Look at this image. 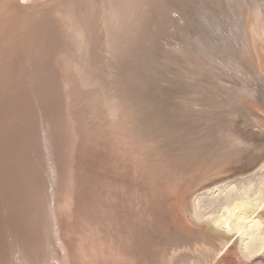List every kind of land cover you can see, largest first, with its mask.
I'll list each match as a JSON object with an SVG mask.
<instances>
[{"label": "rangeland", "instance_id": "rangeland-1", "mask_svg": "<svg viewBox=\"0 0 264 264\" xmlns=\"http://www.w3.org/2000/svg\"><path fill=\"white\" fill-rule=\"evenodd\" d=\"M65 1L66 0H51L42 5H39L42 1L38 2V4L37 2L35 4L33 3V5L28 4V7L26 6L28 9L24 10L21 14L20 20H23V23L27 24V26L30 24L29 27L32 28L38 24L41 18H45L52 8L64 4ZM150 1L153 3V6L150 4ZM254 1L257 2L259 6L264 5V0L261 2L253 0V2ZM22 2L25 3V1L17 0V4H22ZM128 2L134 4L127 7ZM154 2L155 0H101L95 12L90 16H86L80 27L78 26L68 36H56L53 37V39L43 36L40 37L33 31H11L7 30V28L0 30V215H5V208H7L12 201L16 206H20L19 208L26 213V216L29 215V217H32L39 228L42 229L40 234H43L40 235V238H44L40 239V245L38 244L36 251L38 250L39 252L43 249L45 255L43 254L42 261H38V264H57V259L54 254L56 253L55 255H59V252L57 254V251L61 250L59 248H63V245H65L64 243L70 242L73 239L74 243L81 246L82 242L85 241V231L90 229H102V231L103 229L115 230L117 226L115 223L113 224L112 217H110L112 215V213H110V205L115 197L118 195L121 197V192H123L122 189L129 187L140 189L141 191V194L139 192H134L133 194L127 192L124 197H121L123 201H120L122 204L121 209L126 207L127 211H131L132 213H134L135 210L139 212L135 217L136 225L133 229V238L131 241V264H171L170 259H172L176 252L186 254L190 251L188 244L191 242V236L195 233L189 230L180 216V205L185 194L182 196L179 191L176 190L175 185L177 184L175 181L171 183L165 181L154 184V179L149 169V165H152L150 164L149 153L156 150L160 142L162 143L160 139H164V142L158 148L159 150H165L169 154L175 146L169 136H162L158 133L161 129H169V124L163 123L165 120L164 117H167V120L170 121L172 117H176V113L178 112L181 114L182 118L190 119L189 121L191 125H193L192 127H198V122L199 124L201 123L199 126L201 128L194 129V132H192L196 139H194V145L197 149H203L208 159L211 158L210 160L213 161L220 155L221 158L219 157L217 163H219L221 167L228 168L232 167L233 162L235 164L234 170L229 173L230 176H228V173H224L222 176H217L213 182L210 181L211 184L210 182L203 185L201 184L195 189L196 191L193 190V193L190 192L187 194V199L194 201L198 200L197 204L199 211H201V215L207 216L214 213L213 206L206 199L208 197V192L206 191L211 188L214 183L222 185L227 181H231V183L235 182V184L241 185L246 180H249L253 186L264 187V179H262L264 176V136L262 135L264 134L255 130V124L251 122L248 123L243 120V118L242 120H238L237 115L232 116L233 122L229 125L227 118L214 121V111L207 112L208 114L206 112H201L200 108L203 109L204 107L205 111H208L209 109L207 108L210 107L213 101L211 100L212 96L206 91L207 89L202 84L192 83L197 78L195 74H186L188 81H191L190 85L187 86L186 81L178 85V89H182L181 91L187 86L186 91L174 92L173 97L163 104L166 96H168L164 88V83L166 80L170 79L172 81H177L178 75L166 72L167 76H164V72H161L162 68L169 69V71L176 68L179 65L178 59L180 58L176 55L169 57L163 54L164 43L169 37V39H172L173 42L178 44L179 34L183 39L188 40L187 36H190V34H186L184 28L190 29L191 26L184 24V28L182 27L183 29L180 31L179 28L183 21L176 11H171L170 15H166V17L171 16L172 22L168 23L166 27L163 21V23H161V18L163 17V11L161 12V10L162 7L165 6V0H160V3L159 0ZM246 2L248 5L253 3L252 0H246ZM156 3L157 6L158 4L159 6H155V8L154 4L156 5ZM7 4H11V1L8 0L6 2V5ZM162 4L164 5L162 6ZM148 7H150L149 10ZM193 7L197 8L198 6L195 5ZM6 9H8L7 6L2 7L1 13L3 15H6L9 11L8 9V11L5 12ZM198 9L200 10L201 7ZM146 12L148 13L146 14ZM153 12L154 14H152ZM208 12L213 18L206 21L205 25L211 24L213 20L220 26L221 23L218 22L219 19L225 24L219 10H216V14L214 10ZM164 13H166V11ZM117 16H119V18H117ZM126 17L128 18L126 19ZM138 18L140 19L138 20ZM10 19L13 20L14 18L12 17ZM0 21H2L1 16ZM129 21L134 23L131 24ZM186 21H189V19ZM8 23L9 22H6V24L4 23V26ZM115 27L117 28L115 29ZM164 27L166 28L164 29ZM127 30L129 31L127 32ZM123 31H125V33H123ZM221 32H224V29H221ZM217 33H219V31H217ZM123 34L127 35L123 36ZM42 39H44V42ZM53 42H56L54 43L55 47L53 46ZM189 43L192 44V42ZM124 45L127 51L123 49ZM46 46L48 48L52 46V48L49 50ZM36 48L38 49L36 50L38 53L35 51ZM170 48L172 51L174 50L173 47L170 46ZM118 49L119 51H117ZM120 49L123 50V52H121ZM195 49L199 50L197 47ZM40 51L42 53L43 51L45 52L41 54ZM117 52L118 54H116ZM46 53H48L49 57ZM122 53L125 54L122 56ZM34 54H40V56H35ZM31 55H34L35 58ZM41 57L44 59L42 60ZM31 61L35 63L33 66L30 63ZM114 61L118 63L116 64ZM30 65L32 67H30ZM151 70L155 75L151 74ZM114 71H116V73ZM218 71L221 73V70ZM214 77L218 78L221 77V75L215 74ZM28 78L30 79L28 80ZM179 79L182 80V77ZM226 80L232 83L230 79L226 78ZM96 82L98 83L97 85H95ZM233 84L235 83L233 82ZM196 86L197 88H195V90L198 92L194 93V87ZM198 87L203 90L205 88V91L201 90V92H199L200 89ZM84 90L83 98L73 96L75 99H71L74 92L78 93ZM200 93L204 94L200 95ZM58 94L59 98L56 100ZM207 96L210 100L207 99ZM194 97L196 98L194 99ZM199 97L203 99L200 98L199 100ZM204 98H206V100ZM201 101H203V103ZM72 103L75 104L73 109L75 112L71 111L70 114ZM76 104H78V107ZM239 106H241V104H239ZM79 107H81V109ZM190 108L193 109L190 110ZM76 109L79 111L77 112ZM193 114L195 115L194 119ZM78 115L80 118H78ZM208 115L209 117H207ZM71 116L72 118L74 117V120L70 123L69 119L71 118L69 117ZM152 118H154L152 126L148 128V121ZM196 119H199V121H196ZM206 120L207 122H203ZM195 122H197V124ZM240 122L243 124L240 125ZM214 124L215 127L210 129L211 126L209 125L214 126ZM74 125L76 127H74ZM260 125L264 128V122H260ZM203 126H206V128H203ZM207 126H209V128ZM223 126L224 128L227 127L224 129ZM229 127L231 129H229ZM151 128L154 132L149 131ZM215 128L216 130H214ZM221 128H223L224 131H222ZM209 129L211 131H207ZM226 129L228 131H226ZM182 130H184V128H182ZM229 130L232 131L229 132ZM71 131H73V133ZM181 132L180 130V133ZM220 133L224 134L220 135ZM227 133H229V136L225 135ZM242 134L244 137H241L243 136ZM218 135L221 137L219 138ZM231 135L240 138L242 142L249 143L251 141L249 145L252 147L255 144L257 147L254 145L251 148L247 145L246 148L240 149L239 152L236 146H232L231 148V143H228L231 140ZM178 136L179 134L177 137ZM224 136L227 138L224 139ZM252 137L253 139L255 138V141H252ZM224 140H226V142L228 140L227 143L222 144L223 146L225 145V147L227 144L226 148L220 145V142ZM73 141H77V143ZM216 143H218L217 146H214ZM155 145L157 147H153ZM219 146L223 147L222 151L215 155ZM253 148L257 150L255 149L254 151ZM240 154L245 157L247 156L249 160H251V165L249 164V166L244 169L246 170L244 173V170L239 168L238 170L241 171L239 172L237 170L239 161H236L238 157H241ZM259 154L261 155L260 157H258ZM257 157L259 159H255ZM220 160L224 161L220 163ZM213 161H209V163L211 162L210 164H212ZM166 162L170 163V158H168ZM166 162L157 160V164L164 165L165 167L167 166ZM225 163L230 165H225ZM213 165H215V163L212 164V166ZM78 168L80 169L78 170ZM80 171L82 174H80ZM234 172L235 174H233ZM19 173H21L20 178ZM23 174L25 177L22 176ZM78 174L83 176H79L78 179ZM75 176L77 178H75ZM26 177L28 179H26ZM218 178L220 180H218ZM18 179L22 181H18ZM23 179L25 183L27 182L28 184H25ZM76 179L78 180L75 182ZM100 180L103 183H101ZM21 183H23V185ZM70 184H72L71 188H73L71 193L68 191L67 193L66 188L69 187ZM11 187L15 188H13L15 193ZM117 187L119 191L118 193H114ZM200 190L203 191V194H201L202 191ZM10 191L12 194H10ZM148 191L150 192L149 198L152 200L150 210L148 209ZM194 191L197 197H194ZM16 193L17 196L15 195ZM63 193L69 198V203L64 201L65 198L63 199V197H65V195L63 196ZM97 194L98 196H96ZM8 195H12L11 198L13 195L15 196L10 199ZM136 201H138V203ZM87 209H90L89 213ZM152 209H154L153 212ZM86 210L87 212L84 213ZM182 211L185 213L184 209H182ZM90 214L91 216H89ZM93 214H95V216ZM149 214L151 215L150 219ZM262 218L263 223L259 230L262 232L264 239V210L262 212ZM82 222L83 228L81 226ZM7 232L4 231L6 235ZM239 232L240 231H236L230 239V242L232 241V244H234V248L231 251L222 253L221 250V253L210 255L205 258L206 260L201 259L198 260V262L194 261V258H190L185 264H199L200 261H202L201 264H264V247L255 251H248L241 244ZM3 236L4 238H0V251L2 247L5 248V240L7 239L5 234ZM54 247H56V249H54ZM1 254L2 253H0V264H7L8 262V264H12V262L14 264L16 261L12 259L10 255L9 257L5 255V257L4 254L2 256ZM214 256L217 257L215 258ZM182 258L186 259V256ZM94 263L97 264L94 260L93 262L91 260L88 261V264Z\"/></svg>", "mask_w": 264, "mask_h": 264}, {"label": "bare ground", "instance_id": "bare-ground-1", "mask_svg": "<svg viewBox=\"0 0 264 264\" xmlns=\"http://www.w3.org/2000/svg\"><path fill=\"white\" fill-rule=\"evenodd\" d=\"M7 1L8 0H0V16L2 18V21H0V30L7 28V30H11V31H28V32L33 31V32H36L40 37L43 36V37H47V38L49 37L52 39H53V37H56V36H68V35H70L78 26L79 27L81 26V24L84 22L86 16H90L91 14H93L95 12L96 7L101 2V0H66L64 2V4H60V5H57L56 7L52 8L50 13L45 18H41V20L38 21V24H36L35 26H33L31 28V27H29L30 24L27 26V24L23 23V20H20L21 14L24 12V10L28 9V8H26V6L28 4L33 5V3L35 4L36 2L38 4V2H41V1L42 2L39 5H42V4L48 3L51 0H22V1H25V3L22 2V4H17V0H9V1H11V4L6 5ZM257 1L261 2L262 0H257ZM155 2H156V0H155ZM190 2H189V0H165V6L162 7V10H161V12L163 11L162 12L163 17L161 18L162 19L161 23L164 22L166 27L168 26L167 25L168 23L172 22L171 16L166 17V15H170L171 11H176L178 13L179 17L183 21L182 24L180 25V28H179L180 31H182L181 29L184 28V26H185L184 24L191 26L190 29L184 28L186 34L187 33L190 34V36L186 35L188 40L183 39L179 34V43L178 44L176 42H173L172 39H169V37H168L169 40L167 39V41L164 43L163 54H165L169 57H173L174 55H176V56H179L180 58L178 59L179 65L176 68H173L170 71H169V69H165L164 67L162 68L161 72L162 73L164 72L163 73L164 76H167L166 72L178 75L177 81H172L170 79V80H166V82L164 83V88L166 89L168 96H166L163 104H165L167 102V100H169L171 97H173L174 92H177V91L183 92L184 90L185 91L187 90V86L191 84V81H188V79H187L188 77L186 74L193 73L197 76V78L192 83L193 84H202L207 89L206 91L212 96L211 100L213 102L210 104V107L207 108L209 110L205 111V109H204L205 107H204L203 109L200 108L201 112L207 113L210 111H214L215 112V116L213 115L214 121L227 118L229 125L231 122H233L232 116L237 115L238 120H242V118H243V120H245L246 122H248V123L251 122L252 124H255L254 125V126H256L255 130H258L264 134V128L261 127V125H260V122H262V123L264 122V5L259 6V4H257V2H255V1L253 2V0H252L253 3H251L250 5L247 4L246 0H190ZM128 3H127V5H128L127 7L134 4V3L133 4H130V3L128 4ZM146 3H147V1H146ZM159 3H160V0H159ZM150 4H152V6H153V3H151V1H150ZM36 5H34V6H36ZM163 5L164 4H162V6ZM195 5L198 7L197 8L193 7ZM5 6L8 7L9 11H8V9H6L5 12H7V11L8 12L6 15H3L1 13V10H2V7H5ZM152 6H150V7H152ZM155 6H157V3H156V5L154 4V7ZM158 6H159V4H158ZM150 7H148V10ZM199 7H201L200 10L198 9ZM144 8H145V6H144ZM211 10H214V13L216 12V10H219L221 15H222L223 22L225 24L222 23L221 19H219L218 22L221 23L220 26H218L213 20L211 21V24L205 25L206 21L211 20L213 18V16L210 15L208 12ZM165 11H166V13H164ZM154 12L152 14H154ZM147 13L148 12H146V14ZM12 17L14 18L13 20L10 19ZM113 17H114V15H113ZM153 17H156V16H153ZM153 17H152V19H153ZM117 18H119V16H117ZM127 18L128 17H126V19ZM141 18H142V16H141ZM8 19H10V20H8ZM139 19L140 18H138V20ZM187 19H189V21H186ZM126 21H125V23H126ZM6 22H9V23L6 26H4V23L6 24ZM114 23H113V25H114ZM130 23L133 24L134 22L133 23L130 22ZM127 27H129V26H127ZM166 27H164V29ZM116 28L117 27H115V29ZM221 29H224V32H221ZM184 30H183V32H184ZM128 31L129 30H127V32ZM217 31H219V33H217ZM123 33H125V31H123ZM120 34H121V32H120ZM124 35L126 36L127 34H123V36ZM183 37H184V35H183ZM42 40L44 42V39H42ZM112 42H114V41H112ZM189 42H192V44H190ZM54 43H56V42H53V46H54ZM125 45H124L123 49H125ZM56 46H58V45H56ZM170 46L174 48L173 51L170 48ZM39 47H40V45H39ZM196 47L199 48V50L195 49ZM37 48H38V46H37ZM37 48L35 49V51L38 50ZM43 48H44V46H43ZM51 48H52V46H51ZM51 48H48V49L50 50ZM121 49H122V47H121ZM121 49H120V51L123 52V50H121ZM113 51H114V49H113ZM117 51H119V49ZM44 52L45 51H43V53ZM43 53L41 52V54H43ZM46 54L48 55V53H46ZM116 54H118V52ZM124 54L125 53H122V56ZM34 55L40 56V54H34ZM34 55L33 56L31 55V56L34 57ZM118 56H120V55H118ZM42 57H45V56H42ZM48 57H49V55H48ZM34 58H33V60H34ZM43 59L44 58H42V60ZM29 60H30V58H29ZM28 61H26V62H28ZM32 61L30 63L33 66V64H35V63H32ZM30 63H28V64H30ZM110 64H113V63H110ZM120 64H123V63L121 62ZM32 66L30 65V67H32ZM39 66H41V65H39ZM25 67H27V66H25ZM128 67H130V66H128ZM34 68H35V65H34ZM27 69H29V68H27ZM118 70H120V69H118ZM190 70H191V72H190ZM218 70H221V73H219ZM33 71H35V70H33ZM114 72L116 73V71H114ZM151 74L155 75L152 70H151ZM215 74L221 75V77L216 78V77H214ZM29 75H30V73H29ZM181 77H182V80L179 79ZM226 78L230 79L232 83L228 82L226 80ZM29 79L30 78H28V80ZM89 79H90V77H89ZM92 80H94V79H92ZM185 81H186L187 86H185V88H183V91H181L182 89H180V88L178 89V87H179L178 85L185 83ZM60 82H61V80H60ZM100 82H101V80H100ZM233 82L235 84H233ZM92 84H93V81H92ZM97 84L98 83L96 82L95 85H97ZM197 86L194 87V90H195V88H197ZM58 87H59V85H58ZM205 88H204V90L199 88L200 89L199 92H201V90L205 91ZM59 89H61V88H59ZM189 90H191V89H189ZM84 92H85V90L79 91L78 93L74 92L71 99L74 98L73 96H75L77 98H78V96L80 98L81 97L83 98ZM195 92H198V91L195 90L194 93ZM204 93H200V95L204 94ZM169 94H171V95H169ZM197 95H198V93H197ZM60 97H61V95H60ZM58 98H59V94H58V97L56 100H58ZM195 98L196 97H194V99ZM200 98H202V97H199V100H200ZM204 99L206 100V98H204ZM207 99H209L208 96H207ZM60 100H64V99H60ZM203 101H201V102L203 103ZM56 102H58V101H56ZM66 102H67V100H66ZM51 103H53V102H51ZM75 103H76V101H75ZM78 104H76L77 107H78ZM239 104H241V106H239ZM85 105H86V103H85ZM74 106H75V104L72 103V105L70 107V114H71V111H74L73 110ZM162 106H165V105H162ZM57 107H58V105H57ZM77 107H75V108H77ZM79 108L81 109V107H79ZM193 108H194V106H193ZM193 108H190V110ZM190 110H189V112H190ZM78 111L79 110H77V112ZM192 112H194V111H192ZM189 114H191V113H189ZM198 115H197V118H198ZM209 115L207 117H209ZM76 116H77V114H76ZM194 117H195V115L193 116V119H194ZM199 117H200V115H199ZM69 118H71V119H69L70 123L73 122L74 117L72 118V116H71ZM78 118H80L79 115H78ZM77 119H76V121H77ZM164 119L165 120L163 123H168L169 129H167V130L161 129L158 134H161L162 136L167 135V137L169 136L170 140L172 141V143L175 144V146L172 148V151L169 154L165 150H159L158 148L164 142V139H160L162 141V143L160 142V144L158 145V148L149 153L150 164H152V165H149V169H150L151 175L154 179V181H153L154 184H156L158 182H165V181L167 182L168 181L171 183V182L175 181V183L177 184V185H175L176 190L179 191L180 195H182V196L185 194L184 198H182L181 205H180V208H181L180 216L183 220V223L189 228V230L195 233L194 235L191 236V242L188 244L190 251H188L186 254H181V253L176 252L173 255L172 259H170L171 264H176V263L177 264H185L188 262V260H190V258H194L195 259L194 261L198 262V260H201V259L204 260L205 258H207L210 255L218 254L221 250H222V253L231 251L234 248V244H232L233 243L232 241L230 242V239L236 231L237 232L240 231L239 232L240 233L239 238H241V244L248 251H255V250H258V249H261L262 247H264L263 246L264 245L263 234L259 230L261 224L263 223L262 212L264 210V195H263L264 194V191H263L264 187L255 186V185L253 186L249 180L248 181L246 180L241 185L235 184V182L231 183V181L230 182L227 181V182L223 183L222 185L212 183L213 184L212 187L206 191V192H208V195H207L208 197L206 199L213 206L214 213L212 212L213 214H210V213L206 212L207 214H210V215H207V214H206L207 216H203V214L201 215V213H200L201 211H199V209H198L199 208L198 204H197L198 200L194 201V200L187 199V197H186L187 194L190 192L193 193V190H195L201 184L203 185V184L210 182V181L213 182L217 176H222V175H224V173L229 174L232 170H234L235 164L233 162L232 167H228V168L227 167H221L219 165V163H217L219 161V157L221 158L220 155L218 158H216V159L214 158L215 160L213 161V160H210L211 158L208 159V157L205 155L202 148H201L202 150L197 149V147L194 145V139L195 138H194L192 132H194V129L195 130L200 129L201 127H199V126L201 125V123L199 124V122H198V125H199L198 127L197 126L192 127L193 125H191V123L189 121L190 119L182 118V116L179 112L176 113V117L175 116L172 117L170 121L167 120L168 119L167 117H164ZM191 119H192V117H191ZM153 120H154V118H152L148 121V128L152 126ZM197 120L199 121V119H196V121ZM227 120H226V122H227ZM200 121L202 122L201 119H200ZM177 122H179V123H177ZM203 122H207V120L203 121ZM241 122H240V125L243 124ZM195 123L197 124V122H195ZM78 124H75V125H78ZM236 124H239V123H236ZM68 125H70V124H68ZM75 125H74V127H76ZM80 125H81V122H80ZM205 125H206V123H205ZM209 126H211L210 127V129H211V128L215 127V124H214V126H212V125H209ZM209 126H207V127L209 128ZM250 126H251V124H250ZM204 127L206 128V126H203V128ZM216 127H217V123H216ZM230 127H229V129H231ZM234 127H233V129H234ZM239 127H241V126H239ZM53 128H55V127H53ZM182 128H184V130H182ZM223 128H224V126H223ZM223 128H221L222 131H224ZM69 129H70V127H69ZM210 129L207 131H211ZM227 129H226V131H228ZM42 130H44V129H42ZM180 130L182 131L181 133H180ZM214 130H216V128ZM232 130H229V132ZM149 131L154 132V131H152V128L149 129ZM42 132H44V131H42ZM68 132H70V131H68ZM71 132L73 133V131H71ZM178 134H179V136L177 137ZM223 134L220 133V135H223ZM70 135H71V133H70ZM202 135H204V134H202ZM225 135L229 136V133H227ZM256 135H257V133H256ZM200 136H201V134H200ZM262 136H264V135H262ZM220 137L221 136H219V138ZM241 137H244V135ZM226 138L227 137H225L224 139H226ZM230 138H231L230 142H228V140H227L228 143H231L230 147L232 148V146H234V147L236 146L238 151L244 147L246 148L247 145H249V143L251 142V141L249 143L242 142L241 139L237 138L235 135H231ZM252 139H253V137H252ZM254 139L252 141H255ZM216 140H217V138H216ZM222 140H223V136H222ZM246 141H248V140H246ZM73 142L77 143V141H73ZM227 142H226V140L221 141L220 145L227 143ZM260 143L262 145L261 141H260ZM217 144L218 143H216V145H214V146H217ZM234 144H236V145H234ZM79 145H80V143H79ZM79 145H77V146H79ZM67 146H70V145H67ZM81 146H83V145H81ZM258 146H260V145H258ZM75 147H76V145H75ZM153 147H157V146L155 145ZM223 147H225V145ZM223 147L219 146L215 152V155L217 153H219L220 151H222ZM226 147H227V144H226ZM255 147H257V146L255 145ZM72 149H74V148H72ZM228 149H230V148H228ZM248 149H250V148H248ZM255 149H254V151H255ZM70 150H71V148H70ZM79 150H80V148H79ZM259 151H260V149H259ZM259 151H256V152H259ZM76 152H77V150H76ZM225 152H227V151H225ZM247 154H245V155H247ZM225 155H227V154H225ZM240 155H238V156H240ZM232 156H235V155H232ZM260 156L261 155L259 154L258 157H260ZM228 157H230V156H228ZM246 157L244 155H241V157H238V160L236 161V162L239 161V166L237 167V170H238V168L241 170H244L245 168H247L249 166L251 160H249L248 157H247L248 158L247 159ZM258 157L255 159H259ZM168 158H170V163L166 162ZM157 160L158 161L163 160V162L165 161L167 163L166 164L167 166L165 167L164 165L157 164ZM209 161H211V162L213 161L212 164L215 163V165L212 166V164H210L211 162L209 163ZM221 161L222 160H220V163H222L224 160L222 162ZM227 161H228V158H227ZM262 163H263V161H262ZM226 164H228V163H225V165ZM228 165H230V164H228ZM70 166H72V165H70ZM263 166H264V164H263ZM19 167H20V165H19ZM33 168H34V165H33ZM79 169L80 168H78V170ZM247 171H249V170H247ZM235 172L233 174H235ZM244 172H246V170H244L243 173ZM236 173H238V172H236ZM16 174H17V172H16ZM24 174L22 176H24ZM27 174H29V173H27ZM80 174H82L81 171H80ZM20 175H21V173H19V178H20ZM79 176H83V175L78 174V176H77L78 179H79ZM228 176H230V174ZM32 177H30V178H32ZM77 177L75 176V178H77ZM21 178H23V177H21ZM70 178H69V180H70ZM75 178H73V179H75ZM223 178H224V176H223ZM226 178H227V175H226ZM239 178H241V177H239ZM242 178H243V176H242ZM8 179H9V177H8ZM26 179H28V178L26 177ZM62 179H64V178H62ZM78 179H76L75 182ZM80 179H81V177H80ZM220 179H221V177H220ZM220 179L218 178V180H220ZM262 179H264V176ZM19 180H21V179H18V181ZM23 181H24V179H23ZM27 181H29V180H27ZM263 181H262V183H263ZM211 182H210V184H211ZM239 182H240V180H239ZM241 182H242V180H241ZM8 183H9V181H8ZM24 183H25V181H24ZM101 183H103V182L101 181ZM21 184L23 185V183H21ZM25 184H28V183L26 182ZM72 184L74 185L73 182H72ZM72 184H70V186L66 188V192L68 191L69 193H71L72 188H73V187L71 188ZM15 185H13V186L16 187ZM208 186H209V184H208ZM24 187H26V186H24ZM65 187H66V185H65ZM13 188L11 187V189H13ZM172 188H173V186H172ZM201 188H202V186H201ZM17 189H18V187H17ZM199 189H200V187H199ZM13 190H11V191H13ZM19 190H23V189H19ZM122 190H123V192H121L122 193L121 197H124L127 192L128 193L131 192V194H133L134 192L135 193L139 192L141 194L140 189H134L133 187L125 188ZM25 191H26V189H25ZM118 191H119V188L117 187V190H114V193H118ZM195 191H194V197H197V194H195L196 193ZM200 191H202V190H200ZM105 192H107V191H105ZM14 193H15V190H14ZM10 194H12V192ZM201 194H203V191ZM15 195L17 196V193ZM15 195H13V197ZM64 195H65V197H63V199L65 198L64 201L65 202L67 201L69 203L70 202L69 198L67 197L66 194L63 193V196ZM9 196L10 195H8V197ZM11 196H10V199L13 198V197L11 198ZM96 196H98V194ZM205 196H206V194H205ZM121 197L119 195L117 197H115L114 201H112V203L110 205V207H111L110 213H112V215L110 217H112L111 219L113 221V224L115 223L117 228L115 230H113V229H109V230L105 229L104 230L103 229V231H102V229H93V230L90 229L88 231H85L84 232L85 241L82 242L81 246L77 245V243H74V239L71 240L70 242L64 243L65 244V245H63L64 247L59 248V249H61L60 251L57 249L58 250L57 254L59 252V255H55L56 253L54 254V256H56V259H57V264L71 263V259H72L71 264H86V263L88 264L89 260H91L92 262L94 260L95 262H97V264H131V262H130L131 261L130 260V257H131V241L133 238V229H134V226L136 225L135 217L138 215L137 213H139V212L137 210H135V212L132 213L131 211H127L126 207L121 209V206H122L121 202L123 201V199ZM149 197H150V192L148 191V209L150 210L151 209L150 206L152 205V200ZM86 198H88V197H86ZM191 199H193V198H191ZM8 200H9V198H8ZM13 202H14V200H13ZM136 202L138 203V201H136ZM202 204H203V202H202ZM85 206H86V204H85ZM19 207L16 206L15 204H13L11 201L9 206L7 208H5V210H4L5 215L4 216L0 215V238H4V236H3L4 234L7 238L5 240V248L2 247L0 253H2L1 256L4 254V256L6 255L9 257V255H10V257L12 259L16 260L14 262V264H38V261L39 262L42 261L43 254L45 255V251L43 249H41L39 252H38V250L36 251V247L40 243L39 242L40 239L44 238V237L40 238V235L43 234V233L40 234L42 229L39 228V226L36 224V222L33 220L32 217H29V215L26 216V213H24ZM67 207H69V206H67ZM182 209L185 210V213H183ZM87 210L84 213H86ZM153 210L154 209H152V212H153ZM89 211H90V209L88 210V213H89ZM93 215L95 216V214H93ZM89 216H91V214ZM150 217H151V215L149 214V219H150ZM191 224H193V225H191ZM81 226L83 228V222H82ZM111 227H112V225H111ZM77 230H78V228H77ZM4 231H6V232L8 231L9 236H8V232L6 235V233H4ZM188 233H190V232H188ZM228 242H230V243H228ZM57 243H58V241H57ZM47 246H48V244H47ZM55 246L58 247L57 245H55ZM56 247H54V249H56ZM166 253H164V254H166ZM248 253H250V252H248ZM185 256H186L187 260L185 258H182ZM211 257H213V256H211ZM5 260H6V258H5ZM7 261H6V263H7ZM29 262H31V263H29ZM201 262L202 261H200L199 264H201ZM12 264H13V262H12Z\"/></svg>", "mask_w": 264, "mask_h": 264}]
</instances>
